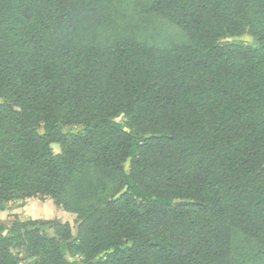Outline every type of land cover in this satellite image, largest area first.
<instances>
[{
  "label": "trees",
  "instance_id": "16d2710c",
  "mask_svg": "<svg viewBox=\"0 0 264 264\" xmlns=\"http://www.w3.org/2000/svg\"><path fill=\"white\" fill-rule=\"evenodd\" d=\"M133 1L185 42L139 39ZM0 98V211L78 221L0 223V264H233L237 234L264 255V0H0Z\"/></svg>",
  "mask_w": 264,
  "mask_h": 264
},
{
  "label": "rangeland",
  "instance_id": "374dc122",
  "mask_svg": "<svg viewBox=\"0 0 264 264\" xmlns=\"http://www.w3.org/2000/svg\"><path fill=\"white\" fill-rule=\"evenodd\" d=\"M142 0H139V2ZM145 1V0H144ZM131 2V1H130ZM134 2V1H133ZM135 1L134 3L137 4ZM129 4L126 8V13L129 15L130 23L129 30L134 33L139 39L146 41L150 45L168 47L173 43L185 42L186 38L182 31L174 24L167 21L146 16L142 7ZM228 43L243 42L247 46L255 48L258 46V40L246 30L243 33L230 36L223 40ZM5 100L0 98V105L4 104ZM125 125L126 120L123 117L117 120ZM83 132L82 126H68L60 132V138L67 135H79ZM41 133L43 131L41 130ZM51 147L55 154L61 153V147L58 143H52ZM131 162L128 161L124 167L127 172L130 170ZM177 201L175 204H180ZM15 216H19L21 222L27 220H59L61 223H69L72 229L73 238L77 237V216L67 212L62 206H57L53 200L46 199L41 201L37 198L28 199L26 201L11 202L6 205L4 211H0V223L6 226H13ZM49 235H53V231H48ZM258 249L254 244L249 243L241 234H237L234 240L233 264H264V255H258ZM14 254L20 259L19 264H33V259H28L24 252L18 253V249L14 250ZM66 259L69 262L77 261L81 258L80 255H75L67 252ZM95 258L93 261H96Z\"/></svg>",
  "mask_w": 264,
  "mask_h": 264
},
{
  "label": "crops",
  "instance_id": "0c3cea01",
  "mask_svg": "<svg viewBox=\"0 0 264 264\" xmlns=\"http://www.w3.org/2000/svg\"><path fill=\"white\" fill-rule=\"evenodd\" d=\"M31 200V199H30Z\"/></svg>",
  "mask_w": 264,
  "mask_h": 264
}]
</instances>
